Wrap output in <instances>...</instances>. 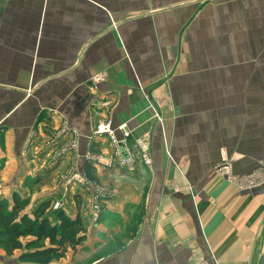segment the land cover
<instances>
[{
  "label": "crops",
  "instance_id": "0c3cea01",
  "mask_svg": "<svg viewBox=\"0 0 264 264\" xmlns=\"http://www.w3.org/2000/svg\"><path fill=\"white\" fill-rule=\"evenodd\" d=\"M108 119L133 151L150 141L152 164L90 161L97 181L65 204L86 239L55 264H259L264 184L239 188L215 167L223 152L238 174L264 167V0H0L7 209L17 192L32 210L60 177L86 178L88 153L113 154L95 134ZM25 250L0 246V264H28Z\"/></svg>",
  "mask_w": 264,
  "mask_h": 264
},
{
  "label": "trees",
  "instance_id": "16d2710c",
  "mask_svg": "<svg viewBox=\"0 0 264 264\" xmlns=\"http://www.w3.org/2000/svg\"><path fill=\"white\" fill-rule=\"evenodd\" d=\"M85 171L90 181H97L92 162H86ZM13 199L11 210L7 209L5 200H0V246L8 255L25 248L18 257L19 261L49 264L65 256L69 248H76L85 241L86 225L79 214L70 217L63 207L54 210L50 215L47 213L52 198L40 201L30 211H26L30 199L22 198L17 192ZM80 205L78 202V207ZM24 236H33L34 240L23 246L20 238ZM45 240L49 241L48 246H36Z\"/></svg>",
  "mask_w": 264,
  "mask_h": 264
},
{
  "label": "built area",
  "instance_id": "2783aa9c",
  "mask_svg": "<svg viewBox=\"0 0 264 264\" xmlns=\"http://www.w3.org/2000/svg\"><path fill=\"white\" fill-rule=\"evenodd\" d=\"M100 81L101 77L99 75L94 77V83L97 84ZM119 129L122 132V138L117 137L116 128L113 127L111 119L100 123L95 130V134H105L108 136L110 143L113 146V154L104 155L88 153L85 158L97 165L104 164L107 167L118 166L129 171H134L136 169L135 167L138 159H140L145 165L150 166L152 164L150 141L147 138L136 139L135 146L137 151L135 152L127 146L130 132L125 129V125H121ZM216 172L242 189H250L264 184V167L257 168L249 173L238 174L234 171L232 162L225 152L222 153L221 161L219 165L216 166ZM72 178L82 184L86 183L84 177L78 172H75ZM60 205L61 204L57 203L55 208H58ZM95 208L97 210L99 207L95 206ZM50 264L55 263L51 262Z\"/></svg>",
  "mask_w": 264,
  "mask_h": 264
},
{
  "label": "rangeland",
  "instance_id": "374dc122",
  "mask_svg": "<svg viewBox=\"0 0 264 264\" xmlns=\"http://www.w3.org/2000/svg\"><path fill=\"white\" fill-rule=\"evenodd\" d=\"M215 170H216V167H215ZM75 172H73V173L72 172L67 173L65 176L62 175L63 178L60 177L58 179V181L63 182L62 185H64V187L62 188V191L60 193L58 192L57 194H55V198L52 199V202H51L52 204H51L50 207L53 210H57V209L62 208V207H63L62 209H65V204L67 205V202L70 201V200H72L73 196L75 195L74 194V189L77 188V186L80 187V188H82L81 187L82 184L79 181H75L72 178V176L75 174ZM84 179H86L89 182V179L87 177L84 178ZM56 184H57V182H56ZM78 184H80L81 186H79ZM83 189L85 190V188H83ZM1 193H2V189L0 188V196H1ZM98 200L99 199L96 198V200L92 204V208H93L94 215H95L94 217H96V218L99 217V214H100L101 209H102V207H101V205H100V203H99ZM57 203L58 204H61V205L58 208H55V205ZM95 206H98L99 208L96 210ZM53 210H52V212H53ZM96 214H97V216H96ZM43 245H44L43 242H41V243L37 244L36 246L37 247H41Z\"/></svg>",
  "mask_w": 264,
  "mask_h": 264
},
{
  "label": "water",
  "instance_id": "95a60500",
  "mask_svg": "<svg viewBox=\"0 0 264 264\" xmlns=\"http://www.w3.org/2000/svg\"><path fill=\"white\" fill-rule=\"evenodd\" d=\"M125 156H126V154H125ZM259 264H264V252H263V254L259 260Z\"/></svg>",
  "mask_w": 264,
  "mask_h": 264
}]
</instances>
